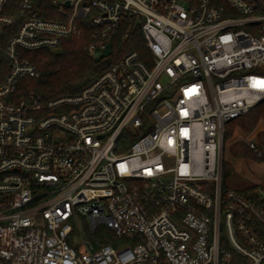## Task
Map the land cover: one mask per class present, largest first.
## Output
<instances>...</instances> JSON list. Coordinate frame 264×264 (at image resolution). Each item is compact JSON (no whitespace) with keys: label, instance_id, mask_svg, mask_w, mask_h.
<instances>
[{"label":"built area","instance_id":"2783aa9c","mask_svg":"<svg viewBox=\"0 0 264 264\" xmlns=\"http://www.w3.org/2000/svg\"><path fill=\"white\" fill-rule=\"evenodd\" d=\"M126 19L145 56L20 94L30 51L91 28L104 54ZM263 101L248 0H0V264H264V205L222 173L226 124Z\"/></svg>","mask_w":264,"mask_h":264},{"label":"trees","instance_id":"16d2710c","mask_svg":"<svg viewBox=\"0 0 264 264\" xmlns=\"http://www.w3.org/2000/svg\"><path fill=\"white\" fill-rule=\"evenodd\" d=\"M257 12H264V0H248ZM133 20L126 19L110 36L109 48L104 54H94L89 45L93 41L94 31L87 29L82 36H68L63 39L60 51L40 49L30 51L28 58L40 71L39 77H25L20 94L28 91L43 98L76 93L104 72L111 64L119 60L126 52L137 49L142 56L147 54L145 40L140 32V27H132L130 36L125 37L126 31ZM264 119V101L252 107L248 112L229 121L225 127V139L230 138L237 128L246 132L253 131L259 121ZM256 142L264 145V134H259ZM235 156L242 155L258 159L255 152L245 143L235 142L231 146ZM223 183L233 175L234 167L227 161L222 163ZM258 186L247 187L244 191L264 205L258 194ZM112 241V240H111Z\"/></svg>","mask_w":264,"mask_h":264},{"label":"rangeland","instance_id":"374dc122","mask_svg":"<svg viewBox=\"0 0 264 264\" xmlns=\"http://www.w3.org/2000/svg\"><path fill=\"white\" fill-rule=\"evenodd\" d=\"M60 50V49H58ZM150 118V124L148 129L144 131L147 132L150 130L151 126L154 124V119L149 115ZM235 131L236 133V140L235 142L239 141L242 143H246L247 139H256L258 138L259 134H264V119H261L257 125V127L251 131L246 132L242 130L241 128H237ZM235 135V134H234ZM253 136V137H252ZM230 140H226L225 146L223 149V157L228 158V156H231L230 154ZM262 151L264 152V145L261 146ZM232 160L234 162V165L237 168V173L229 176L226 179V185L227 187H231L233 189H236L238 191L244 192L247 187L252 185V183H255L257 180L261 181L259 182L260 185H263L264 187V156L262 158L258 159H245L243 157H233ZM252 186H258L259 185H252ZM260 189V188H259ZM258 189V191H259ZM264 190V188H262Z\"/></svg>","mask_w":264,"mask_h":264},{"label":"crops","instance_id":"0c3cea01","mask_svg":"<svg viewBox=\"0 0 264 264\" xmlns=\"http://www.w3.org/2000/svg\"><path fill=\"white\" fill-rule=\"evenodd\" d=\"M236 133H237V131H235L234 132V134L230 137V138H228V139H225V142H226V140H230L231 141V143H230V147H229V150H230V154H231V156H228V158H224L223 157V150H222V163H223V161L225 160V161H227L228 163H230L233 167H234V173L233 174H236L237 173V168H236V166L234 165V162H233V160H232V156L233 157H238V156H240V157H243V158H245V159H251V160H256V158H251V157H244V156H242V155H237V156H235L234 154H232V152H231V146H232V144L233 143H235V140H236ZM253 137V136H252ZM224 146H225V143H224ZM223 149H224V147H223ZM259 182H261V181H256L255 183H252V185H259V187L260 188H264L263 187V185H260V183ZM252 185H250V186H252ZM249 186V187H250Z\"/></svg>","mask_w":264,"mask_h":264},{"label":"water","instance_id":"95a60500","mask_svg":"<svg viewBox=\"0 0 264 264\" xmlns=\"http://www.w3.org/2000/svg\"><path fill=\"white\" fill-rule=\"evenodd\" d=\"M67 4H68V2H67Z\"/></svg>","mask_w":264,"mask_h":264}]
</instances>
